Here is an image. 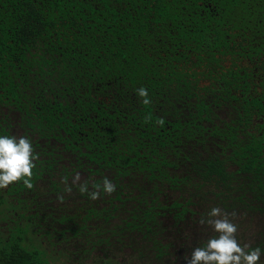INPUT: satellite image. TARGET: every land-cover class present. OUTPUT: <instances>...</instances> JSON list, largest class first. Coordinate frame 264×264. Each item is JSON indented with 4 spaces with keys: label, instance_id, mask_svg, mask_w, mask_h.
I'll return each mask as SVG.
<instances>
[{
    "label": "trees",
    "instance_id": "obj_1",
    "mask_svg": "<svg viewBox=\"0 0 264 264\" xmlns=\"http://www.w3.org/2000/svg\"><path fill=\"white\" fill-rule=\"evenodd\" d=\"M0 136L38 156L31 189H0V264L92 244L130 177L159 197L124 264H187L210 204L247 210L264 252V0H0Z\"/></svg>",
    "mask_w": 264,
    "mask_h": 264
},
{
    "label": "rangeland",
    "instance_id": "obj_2",
    "mask_svg": "<svg viewBox=\"0 0 264 264\" xmlns=\"http://www.w3.org/2000/svg\"><path fill=\"white\" fill-rule=\"evenodd\" d=\"M119 186L117 196L113 198L114 211L111 212L107 222L109 229L105 228L104 222L102 227L99 228V233L92 235V244H89V246L87 245L86 239L84 240V244L78 247L71 246V243L60 247L56 243L50 245L48 241H44V244L50 246L45 247L44 245L46 254L44 256L45 263L43 264L125 263L131 253L128 245L126 246L129 236L133 234L139 239L137 235L144 233V227L146 225L151 224L155 227L157 216L150 212V207L152 204L157 203L159 196L154 184H148L135 177L123 180ZM213 207H219L224 212L230 214L229 219L237 225L236 238L241 246L247 244L250 246V249L259 247L256 241V239H259L256 233V227H258L257 222H253L247 210L232 209V207L225 209L226 207L223 208L217 204H210L209 209ZM232 213L235 215H231ZM135 223L138 226L136 228L133 227ZM105 234L108 236L107 240L111 237L110 240L115 246L114 249L108 250L106 256L104 254L105 252H103L104 246L106 248L109 247L105 245L107 240L104 242L102 239ZM214 234L217 235L211 227L210 236ZM135 254L137 255V252ZM259 264H264V252H262V249Z\"/></svg>",
    "mask_w": 264,
    "mask_h": 264
},
{
    "label": "clouds",
    "instance_id": "obj_3",
    "mask_svg": "<svg viewBox=\"0 0 264 264\" xmlns=\"http://www.w3.org/2000/svg\"><path fill=\"white\" fill-rule=\"evenodd\" d=\"M144 104L150 103L147 89L141 87L137 90ZM163 124V120L159 121ZM38 159L34 156L31 141L21 136H0V189L7 188L9 184L23 181L24 185L31 189L32 169L35 167L33 161ZM80 176L77 174L72 184L78 186L81 194L88 193L91 199L100 198L101 191L111 195L115 191V185L104 179L103 185H95L89 193L88 184L79 183ZM65 191L71 193L72 187L67 184ZM229 213L219 207H213L207 214V219L202 217L200 223L208 224L216 236L209 238L203 247L193 249L187 264H259L261 249L259 247L250 249V246L237 241V225L229 219ZM231 215H235L232 213Z\"/></svg>",
    "mask_w": 264,
    "mask_h": 264
}]
</instances>
